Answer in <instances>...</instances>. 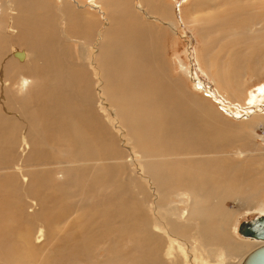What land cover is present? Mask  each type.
<instances>
[{
  "label": "bare ground",
  "instance_id": "1",
  "mask_svg": "<svg viewBox=\"0 0 264 264\" xmlns=\"http://www.w3.org/2000/svg\"><path fill=\"white\" fill-rule=\"evenodd\" d=\"M96 1L104 30L82 0H0V264H28L25 250L50 239L61 264H70L83 255L76 242L85 237L104 241L110 254L132 242L119 258L136 264L163 263L165 241L167 260L198 253L199 263L212 264L216 195L226 186L234 192L235 178L238 188L254 179L243 149L252 140L235 139L221 126L227 119L170 73L159 48L166 26L176 32L165 0ZM191 7L211 11L192 19L205 34V68L241 92L242 71L264 66V0H192ZM246 18L257 27L238 24L235 37V19ZM222 28L230 35L211 36ZM259 89L247 105L264 104ZM234 153L243 159L235 163ZM181 194L194 199L186 223L178 222L186 209L171 197ZM72 206L92 211L80 230L76 219L59 225ZM226 260L221 252L218 263Z\"/></svg>",
  "mask_w": 264,
  "mask_h": 264
},
{
  "label": "rangeland",
  "instance_id": "2",
  "mask_svg": "<svg viewBox=\"0 0 264 264\" xmlns=\"http://www.w3.org/2000/svg\"><path fill=\"white\" fill-rule=\"evenodd\" d=\"M82 1L84 4L89 5L87 7H83L85 10L97 13V17L102 22L101 29H103L106 22L103 17L104 11L100 8L99 3L96 0ZM165 1L170 6V13L176 26V32L174 34L171 33L167 26L165 27L167 35L164 38L161 37L162 40L159 44V48L163 51L167 61L170 73L173 77L183 78V88L189 95L197 96V98L201 99L204 104L206 103L219 115L227 119V121L222 123L221 126L232 130L235 133V139L240 137L242 138V136L244 137V135L248 133L253 143L248 145L245 143V140H243V149L249 150V152H247V156L249 157V164L247 168L254 173L255 177L254 179H251L250 182L247 181L248 183H241L239 188L238 184L241 181L239 182L238 179L235 178V191L230 192L229 194L228 192L230 186H226V188L218 191L216 195L217 216L210 225L212 226L213 234L215 236H220V241L217 245H212L210 246L211 248L209 247L207 250L208 258L211 260L212 264H220L218 263V259L221 252L225 253L227 256V260L224 264H240L242 259L251 250L264 243L263 240L242 236L237 231L238 225L241 221L251 219L256 215H264V209H262L264 208V120L261 121L257 118L264 115V104L258 103L257 105H247V98L249 97V94H257L260 87L263 89L264 66L262 65L261 68L254 69V67H249V65L247 71H242L240 75L242 83L241 92H235V90L231 91L230 87H224L214 77L213 72L215 70L212 69V72V70L205 68V63L203 61V36L205 37V34L203 30H201L202 27L200 24L192 22L194 17H198L200 22V20L211 11H208V13L205 14L202 11L192 13V0ZM261 10L264 12V8ZM2 13L3 9L0 5V17ZM248 19L250 18L241 20L235 19V37L241 36V33L239 32L240 34H238V31H236V26L238 24L245 25V27L250 26L251 30H254L257 27V20ZM259 21L261 23L263 22L262 20ZM250 28L244 30V32L253 35ZM231 30L232 29L230 28L218 29L211 36H214L215 34H219L221 36L230 35ZM0 32L3 31L0 30ZM12 45L15 46L14 43L9 44V50H7L6 55L10 53ZM237 49H241V47L235 45V50L237 51ZM8 57H11V55ZM255 63L258 64L257 61H255ZM184 69L190 71L191 73H185L183 75ZM243 73L245 75H242ZM19 89L24 90L25 87L22 86L19 87ZM15 91H17V93H21L25 90L19 91L18 88H16ZM223 108L226 111L223 110ZM228 111L232 112V114L228 113ZM240 132H242V135H238ZM47 143L50 144L49 142ZM240 143L241 141L238 144ZM19 152L20 151L17 150V155ZM237 156L234 153L229 157L236 163L237 161L243 159ZM56 179L60 180L61 174H57ZM3 188L4 185H0V191L3 190ZM171 197L173 202L178 205L179 212L182 211V209H186V211L183 210V217L178 219L179 223H186L188 215L194 206L193 197L187 196V194H181L179 196L172 195ZM6 199H10L12 202H19V198L16 193L7 194ZM202 204L203 203H199V205ZM66 211L67 213H60L62 219L59 225H70L71 221L76 219L75 223L78 230L83 227V225L87 222V217L92 214V211L83 212L78 206L69 207ZM73 229L74 226L72 225L71 230L73 231ZM85 241L88 242V249L82 248ZM55 242V239H50L44 246H42V243L39 242L35 243L34 246L31 247V250H25V252L28 253L25 258L28 259L27 263L61 264L62 257L58 252L51 249V245ZM76 244L78 246V251L79 247H81L80 252L83 255L79 254L76 261L70 264H136L134 258L126 261H122V259L119 258L122 250H124L125 247L132 245V242L130 241L121 242L117 246V251H119L117 254L114 252L110 254L112 251L109 249L105 250V242L101 241L97 243L94 238L90 239L85 237L78 240ZM166 244L167 241L162 242V251L160 255L162 256L161 261L163 263L161 264H201V262L199 263L200 255L192 251V249L191 251L196 254L195 256L189 257L188 261H185L182 255H180L182 257L177 255V258L167 260L164 255V246ZM64 251H67V249ZM198 252L202 254L200 249ZM131 255L134 254L132 253Z\"/></svg>",
  "mask_w": 264,
  "mask_h": 264
},
{
  "label": "water",
  "instance_id": "3",
  "mask_svg": "<svg viewBox=\"0 0 264 264\" xmlns=\"http://www.w3.org/2000/svg\"><path fill=\"white\" fill-rule=\"evenodd\" d=\"M238 232L243 236L264 240V215L241 221ZM240 264H264V243L251 250Z\"/></svg>",
  "mask_w": 264,
  "mask_h": 264
}]
</instances>
